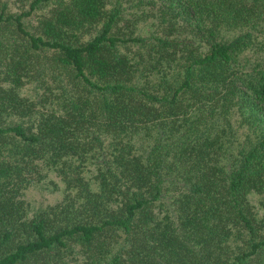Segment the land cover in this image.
<instances>
[{
  "label": "trees",
  "instance_id": "obj_1",
  "mask_svg": "<svg viewBox=\"0 0 264 264\" xmlns=\"http://www.w3.org/2000/svg\"><path fill=\"white\" fill-rule=\"evenodd\" d=\"M47 4L0 1V264H264V0Z\"/></svg>",
  "mask_w": 264,
  "mask_h": 264
},
{
  "label": "rangeland",
  "instance_id": "obj_2",
  "mask_svg": "<svg viewBox=\"0 0 264 264\" xmlns=\"http://www.w3.org/2000/svg\"><path fill=\"white\" fill-rule=\"evenodd\" d=\"M0 1L3 3H7L8 10H10L13 13H21L23 11H28L29 15L24 16L25 20L28 23L33 22L37 12L40 14L41 13L47 14L50 10V4H47L40 9L34 8L32 10V5H31L32 0H0ZM29 86H30V90L28 91V93L32 97L42 92V90L39 89L35 84ZM107 141L108 139H106V142ZM65 195H66L65 185L62 181H60L56 177L54 172L53 173L49 172V175H46V177L43 180L34 181L24 190V198L29 203L31 215L43 207L60 202L61 200H63ZM252 200L256 204V206L260 208L261 207L264 208V196H259L257 199L252 198Z\"/></svg>",
  "mask_w": 264,
  "mask_h": 264
}]
</instances>
